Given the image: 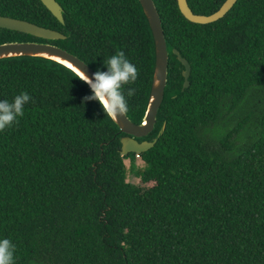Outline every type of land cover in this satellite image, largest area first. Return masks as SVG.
Instances as JSON below:
<instances>
[{
    "label": "trees",
    "instance_id": "obj_1",
    "mask_svg": "<svg viewBox=\"0 0 264 264\" xmlns=\"http://www.w3.org/2000/svg\"><path fill=\"white\" fill-rule=\"evenodd\" d=\"M153 1L169 68L154 130L138 139L156 143L139 156H122L126 135L98 102L84 101L90 89L71 69L43 58L0 60V99L32 97L0 131V237L16 246L15 264H264V98L254 99L264 91V0H238L207 25L187 21L177 0ZM225 1L187 3L211 15ZM56 2L64 23L40 0H0V16L66 37L0 28V45L50 43L94 71L124 52L138 69L123 88L125 113L142 124L155 47L139 1ZM174 49L191 67L185 90ZM235 108L233 128L208 135ZM242 132L249 136L237 145ZM125 160L137 185L127 182Z\"/></svg>",
    "mask_w": 264,
    "mask_h": 264
},
{
    "label": "water",
    "instance_id": "obj_2",
    "mask_svg": "<svg viewBox=\"0 0 264 264\" xmlns=\"http://www.w3.org/2000/svg\"><path fill=\"white\" fill-rule=\"evenodd\" d=\"M40 1L59 22L64 23L63 10L56 0ZM138 1L147 19L154 40L155 65L149 103L142 124L138 125L133 123L127 117L126 113L118 117H111L120 132L126 135L121 139L122 156H126L130 153L139 156L155 145L156 140L152 142H138V139L146 138L153 132L158 112L164 100L168 79L169 51L161 17L153 0ZM237 1L238 0H226L219 10L211 15H198L193 13L187 0H177V4L180 13L187 21L194 24L207 25L223 18L233 8ZM0 28L20 32L46 41L66 39V37L58 31L7 16H0ZM173 54L184 67L182 76L184 78L183 90H185L189 87L191 67L188 61L183 59L177 50L174 49ZM16 57L52 60L71 69L80 78L84 77L83 71L89 76L94 72V70L79 57L50 43L23 42L0 45V60Z\"/></svg>",
    "mask_w": 264,
    "mask_h": 264
},
{
    "label": "clouds",
    "instance_id": "obj_3",
    "mask_svg": "<svg viewBox=\"0 0 264 264\" xmlns=\"http://www.w3.org/2000/svg\"><path fill=\"white\" fill-rule=\"evenodd\" d=\"M91 76L84 73L79 78L90 89V95L84 101H96L100 104L104 115L118 117L128 110L127 99L123 88L134 82L138 76L135 64L128 60L124 52L109 56ZM134 89L127 90V96H132ZM32 99L27 92H21L11 101L0 99V131L11 127L25 112V105ZM16 246L11 239L0 237V264H15Z\"/></svg>",
    "mask_w": 264,
    "mask_h": 264
},
{
    "label": "rangeland",
    "instance_id": "obj_4",
    "mask_svg": "<svg viewBox=\"0 0 264 264\" xmlns=\"http://www.w3.org/2000/svg\"><path fill=\"white\" fill-rule=\"evenodd\" d=\"M256 95H258V96L254 97L255 100L262 99V98H264V91H260L259 94H256ZM251 101H253V100H251ZM249 104H250V102H248V104L246 106H248ZM239 115H240V112L238 111L237 108H235L234 110H232L230 113H228L226 115L224 120H222L221 122L216 124V126L209 129L208 135H210L211 137L217 138V136H219V134H221L222 131L224 132L225 130H227L228 127L233 128V126H234L233 124L236 122V120L239 119ZM248 126L250 127V130L256 129L252 125H248ZM248 136H249L248 132L247 133L242 132L239 136H237L234 139V143H236L237 145H241L246 140V138ZM237 151H239V150H237ZM236 153H238V152H236ZM125 166L127 168V182L130 184H133V185H137L139 183V178L133 174L129 160H125ZM135 166L138 169H143V167H144V163L142 162V160L139 157H137L135 160Z\"/></svg>",
    "mask_w": 264,
    "mask_h": 264
}]
</instances>
